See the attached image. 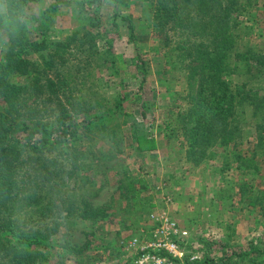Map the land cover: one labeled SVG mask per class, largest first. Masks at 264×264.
I'll list each match as a JSON object with an SVG mask.
<instances>
[{
    "label": "trees",
    "instance_id": "trees-1",
    "mask_svg": "<svg viewBox=\"0 0 264 264\" xmlns=\"http://www.w3.org/2000/svg\"><path fill=\"white\" fill-rule=\"evenodd\" d=\"M33 1L0 0L5 10L0 12V37L8 42L7 48L0 52V264L40 263L51 247L49 240L60 232L72 212L81 218L105 217L87 201L76 204L74 197L62 196L56 182L65 174L73 176L80 160L91 152L81 147L84 138H92L96 130L106 138H121L115 128H109L108 120L122 111L126 100V96L117 95L110 106L104 94L92 89L97 83L91 69L97 49L89 29L98 25V16L92 20L84 15L88 21L81 24L82 29L78 27L64 37H42L41 19L27 13ZM127 1L88 3H97V7L112 3V15L118 16ZM145 1H150L152 7L154 31L163 35L185 81L186 105L177 111L175 129L165 123L166 131H178L186 146L187 160L195 165L224 152V161L239 162L237 168L245 176L252 171L260 172L253 162L255 153L248 158L236 150L245 131L247 106L256 108L255 113L261 117L259 123L256 121L258 125L255 122L256 127L264 128V96L260 95V85L252 82L254 72L264 81V52L242 49L241 45V17L254 16L246 10L256 3ZM121 18L129 21L123 27L129 29L132 42L135 39L132 21L126 15ZM134 47L138 55L131 66L136 78L147 72V65L139 47ZM80 54L84 56L79 64L62 68L78 60ZM147 108L142 103L143 121ZM134 124L143 125L135 118ZM135 129L132 138L137 143L136 152L157 148L154 136ZM262 139L260 136L258 147L264 152ZM246 186L241 185L242 190ZM32 206L40 219L30 225L26 214ZM47 217L52 220L48 224ZM257 249L252 243L245 251L233 254L251 258V263L256 264L264 253V249ZM224 260L225 257L219 259ZM217 262L202 259L203 264Z\"/></svg>",
    "mask_w": 264,
    "mask_h": 264
},
{
    "label": "rangeland",
    "instance_id": "rangeland-1",
    "mask_svg": "<svg viewBox=\"0 0 264 264\" xmlns=\"http://www.w3.org/2000/svg\"><path fill=\"white\" fill-rule=\"evenodd\" d=\"M88 1L34 0L27 13L41 19V36L51 39L82 29L81 24L87 20L84 15L92 20L98 16V25L89 29L97 49L91 65L97 83L92 89L104 94L110 106L117 95L126 96L122 111L108 120L109 128H115L121 138H106L96 130L92 138L81 141L83 150L91 152L80 160L73 176L65 174L57 180L56 188L62 196L74 197L76 204L87 201L105 217L88 219L77 212L70 213L37 264H125L126 243L147 224L149 211L166 207L169 198L173 216L190 231L189 253L214 259L217 264H252L253 259L233 251H245L252 243L257 251L264 249V152L258 147L260 136L264 143V128L256 127L261 118L256 108L246 107L245 131L236 150L248 158L255 153L253 162L260 172L245 176L237 168L239 162L224 161V152L200 164L189 162L182 136L177 130L165 129V123L171 128L177 126V111L186 105L185 81L163 35L153 29L150 1L128 0L121 7L122 15L133 24L132 42L129 29L123 27L129 21L121 14L112 15V3L97 7V3ZM250 1L256 6L246 10L254 16L241 17L242 49L264 52V0ZM4 11V4H0V12ZM135 45L147 65V72L136 78L131 66L138 55ZM7 46L8 42L0 37V52ZM83 56L80 54L78 60L62 68L79 64ZM252 82L260 85V95L264 96V81L259 73H253ZM142 103L148 105L145 121L140 114ZM134 118L143 125L134 124ZM137 127L154 138L164 137L162 149L147 157H143L144 152H136L132 135ZM244 184L247 186L242 190ZM35 210V206L28 208L30 225L40 219ZM47 218L48 221L43 219L46 224L52 221ZM223 257L226 260L219 261ZM256 264H264V253Z\"/></svg>",
    "mask_w": 264,
    "mask_h": 264
},
{
    "label": "built area",
    "instance_id": "built-area-1",
    "mask_svg": "<svg viewBox=\"0 0 264 264\" xmlns=\"http://www.w3.org/2000/svg\"><path fill=\"white\" fill-rule=\"evenodd\" d=\"M170 203L169 198L166 207L148 213L147 224L126 243L125 264H203L187 251L190 231L173 216Z\"/></svg>",
    "mask_w": 264,
    "mask_h": 264
},
{
    "label": "crops",
    "instance_id": "crops-1",
    "mask_svg": "<svg viewBox=\"0 0 264 264\" xmlns=\"http://www.w3.org/2000/svg\"><path fill=\"white\" fill-rule=\"evenodd\" d=\"M155 140H156V142L158 144L157 148L153 149V151H151V153H149V150L148 151H144L143 157H147L149 155H155L156 154V153H154L155 151H160V149H162V147H163L162 144H164L163 140H165V138L164 137H160V139L159 138H155Z\"/></svg>",
    "mask_w": 264,
    "mask_h": 264
}]
</instances>
